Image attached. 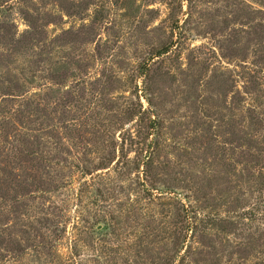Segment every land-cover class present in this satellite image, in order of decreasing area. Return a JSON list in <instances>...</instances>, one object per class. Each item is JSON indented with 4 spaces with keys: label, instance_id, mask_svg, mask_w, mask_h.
<instances>
[{
    "label": "rangeland",
    "instance_id": "rangeland-1",
    "mask_svg": "<svg viewBox=\"0 0 264 264\" xmlns=\"http://www.w3.org/2000/svg\"><path fill=\"white\" fill-rule=\"evenodd\" d=\"M256 97L264 0H0V264L258 263L259 216L178 240Z\"/></svg>",
    "mask_w": 264,
    "mask_h": 264
},
{
    "label": "trees",
    "instance_id": "trees-1",
    "mask_svg": "<svg viewBox=\"0 0 264 264\" xmlns=\"http://www.w3.org/2000/svg\"><path fill=\"white\" fill-rule=\"evenodd\" d=\"M164 51L157 52L155 56L162 54ZM257 97L253 99L257 105L249 104L243 109L246 111L243 119L247 121V127L239 129L238 125L229 123L230 140L232 156H229L224 162L217 163V166H221L222 183H218V178L205 177L202 180L193 181L189 190L195 197V201L199 202V208L211 209L222 211L205 212L202 214V218H199L198 209L192 204L183 206V213L180 217V230H178V240L182 247H185V251L189 247V241L194 238L193 232L197 229L198 222H201L206 228L215 229L220 233H225L233 227H238L241 219L246 221H253L255 217L259 216L261 224L264 225V136L258 131L259 115H254L256 107L261 105L263 107L262 113L264 114V102H257ZM237 132L241 135L238 136ZM263 143V145L261 144ZM245 148L243 149L240 148ZM198 149V148H197ZM236 149H240L236 155ZM196 151V150H195ZM217 150L207 153V156L218 157V160H222L221 155L217 154ZM148 161L144 162V167H148L151 162L152 152L148 155ZM211 165V164H210ZM212 167V165H211ZM239 167V168H238ZM206 185L212 188L215 193L213 197L206 198L205 194L201 193V186ZM222 187V188H220ZM239 189L236 193L234 189ZM252 191L253 194L258 195V201L254 210L246 211L240 214L237 210L239 207V201L241 196L245 195V191ZM243 199V197H242ZM242 205V204H240ZM209 230V229H206ZM259 239L256 246L259 255V261L256 264H264V227L260 228ZM249 248H252L250 246ZM254 249H249L250 252ZM261 255V258H260ZM185 257H182L178 264H193V261L185 262ZM168 262L165 264H173L171 257L167 258Z\"/></svg>",
    "mask_w": 264,
    "mask_h": 264
}]
</instances>
